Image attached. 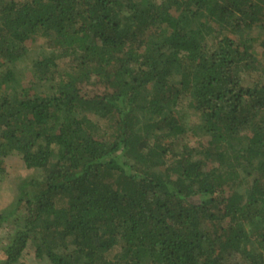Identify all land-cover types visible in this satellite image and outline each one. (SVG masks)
Segmentation results:
<instances>
[{
    "label": "trees",
    "instance_id": "1",
    "mask_svg": "<svg viewBox=\"0 0 264 264\" xmlns=\"http://www.w3.org/2000/svg\"><path fill=\"white\" fill-rule=\"evenodd\" d=\"M13 152L3 264H264V0H0Z\"/></svg>",
    "mask_w": 264,
    "mask_h": 264
},
{
    "label": "rangeland",
    "instance_id": "2",
    "mask_svg": "<svg viewBox=\"0 0 264 264\" xmlns=\"http://www.w3.org/2000/svg\"><path fill=\"white\" fill-rule=\"evenodd\" d=\"M46 43L42 39H31L28 41V46L31 47L32 53L39 51L41 48H46ZM64 62V61H63ZM188 99L184 98L181 102L182 107L187 106ZM192 119L195 120L196 118ZM180 143H188L191 146L197 145V138L192 135H185L181 138ZM4 172L0 176V212L5 209L14 198L18 185L28 178L36 175V172L27 168L23 157L20 153L13 152L4 159ZM13 223H5L0 227V264L6 261L7 254L5 245L8 242V234L14 231ZM16 264H52L48 259L41 260L37 258L35 247L29 245L24 251L23 256Z\"/></svg>",
    "mask_w": 264,
    "mask_h": 264
}]
</instances>
